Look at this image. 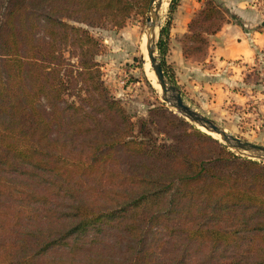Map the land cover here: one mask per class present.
Listing matches in <instances>:
<instances>
[{
	"label": "trees",
	"instance_id": "1",
	"mask_svg": "<svg viewBox=\"0 0 264 264\" xmlns=\"http://www.w3.org/2000/svg\"><path fill=\"white\" fill-rule=\"evenodd\" d=\"M30 1L41 9L11 0L7 20L15 13L20 21L0 24V264H240L231 252L243 233L264 234V162L230 151L176 114L159 115L198 138L145 142L150 120L135 130L103 83L95 59L100 42L67 21L89 25L114 2L102 17L122 26L128 5L138 2L145 14L149 0ZM202 14L215 18L212 0H204ZM32 17L43 25L37 38L27 24ZM194 20L182 41L185 57ZM169 25L157 44L163 70ZM120 149L119 170L110 163ZM162 230L171 250L158 258L147 238ZM102 233L112 242L91 250ZM197 248L199 261L189 256ZM225 251V262L212 260Z\"/></svg>",
	"mask_w": 264,
	"mask_h": 264
},
{
	"label": "rangeland",
	"instance_id": "2",
	"mask_svg": "<svg viewBox=\"0 0 264 264\" xmlns=\"http://www.w3.org/2000/svg\"><path fill=\"white\" fill-rule=\"evenodd\" d=\"M171 1L168 0L167 5L161 10L157 19L155 53L160 61L162 55L159 53L157 44L161 28L167 23L170 24L172 20ZM235 1L226 3V0H212L213 5L217 8L215 18H208L205 14L198 16L196 15L197 12L192 17L195 20L190 25L189 38L185 39V50L193 74L189 81H193V86L185 84L187 76L177 79L171 63L167 62L165 56L166 73L165 70L163 71L167 81L177 86L183 100L189 106L210 118L224 128L227 133L238 136L242 140L264 146V0H245L256 6L249 10V17L252 20L246 22L243 26V29L248 31L249 34L239 39L240 43L236 44L240 47V54L236 52L231 54V57L224 55L218 57L210 50L211 34L201 31L203 28L207 29L220 23L221 26L227 22L242 25L238 17L233 14L234 11L229 10V7ZM178 2L179 0L175 2V7ZM25 3L36 10L42 7V4L40 5L37 1L27 2L25 0ZM10 4L11 0H0V24L8 21L7 12ZM114 6V2L104 6L101 16H96L93 23L89 25L71 20L67 21L75 26L86 28L100 42V51L95 59L99 64L103 83L109 94L119 101L125 112L130 116L135 125V130L138 129L141 120H150L146 129H144L147 133L143 138L148 144L169 143L171 136L176 135H180L182 137L181 141L185 144L193 142L198 137L187 138L183 135L181 128L172 125L168 121L170 120L168 116L159 115L176 114L200 132L209 134L226 146L220 137H214L211 132L191 122L161 98L160 86H158L156 78L155 81L152 79L155 74L150 62L148 64L145 62L143 50V37L145 36L149 15L150 0L145 14L139 12L138 2L128 5V8H125L127 15L122 26H116L110 18L102 17V15H109ZM120 12H123V8ZM220 18L224 19V22H221ZM17 21H20V15L14 13L11 21L8 22L14 26ZM28 23H32L31 33L36 38L39 37L43 28L40 19L32 17V19L27 20ZM199 33L205 42L201 37H194ZM190 35H193V37H190ZM181 41H183V38ZM65 56H68L67 52H65ZM211 56L213 58H210ZM71 61L75 62V58H72ZM159 107L164 110H156ZM199 147L200 143L197 144V148ZM226 147L238 155L262 161V159L247 152H240L228 146ZM120 151L122 149L114 155L110 163L119 170L122 169L121 165L124 159V153ZM117 182L118 179H112L111 185L117 188ZM84 191L86 195L92 193L90 188ZM92 235L89 231L83 235V238L89 240ZM243 235L245 238L237 248H232L233 252L231 253H234L240 259L238 260L240 264L264 263V234L250 230L244 232ZM98 238L100 239L99 242L93 243L94 245L90 244L94 248L91 250H99L103 244L106 247L109 242H112V239L104 236V233L100 234ZM166 238L168 236H165L163 230L157 234H154L153 231L148 232L147 241L157 252L156 256L158 258L164 257V252L171 250L170 244L163 245L162 243ZM194 243V241H191L188 247L193 248ZM200 249L197 248L195 253L189 256L198 261L202 260ZM154 250L151 252V256H155ZM161 250L164 252L162 253ZM228 254H230L228 251L219 252L218 255L213 256L212 260L217 259L225 262Z\"/></svg>",
	"mask_w": 264,
	"mask_h": 264
},
{
	"label": "crops",
	"instance_id": "3",
	"mask_svg": "<svg viewBox=\"0 0 264 264\" xmlns=\"http://www.w3.org/2000/svg\"><path fill=\"white\" fill-rule=\"evenodd\" d=\"M203 1L204 0H179L175 9L172 11V20L168 27V45L165 59L168 63H171L177 79L185 78L187 76V80L185 82L187 86H193V81H189V79L191 80L193 74L187 58L182 53L181 40L187 32L188 22L201 8ZM232 1L233 0H226V3H232ZM255 6V4H249L245 0H242L241 2L240 0H236L235 3L229 7V10H233V14L242 22V25L227 22L223 24L218 31L211 34V52L218 57H221L222 55L231 57L230 55L236 52L240 54V47L236 44L240 43L238 41L239 39L249 34L248 31L243 29V26H245L246 22L252 20V18L249 17V10ZM210 58L213 57L211 56Z\"/></svg>",
	"mask_w": 264,
	"mask_h": 264
},
{
	"label": "water",
	"instance_id": "4",
	"mask_svg": "<svg viewBox=\"0 0 264 264\" xmlns=\"http://www.w3.org/2000/svg\"><path fill=\"white\" fill-rule=\"evenodd\" d=\"M154 0H150L149 15L147 18V25L145 33H151L152 41L147 44V54L150 65L154 71L155 78L161 89V98L168 103L171 107L175 108L185 118L198 126H203L206 130L216 133L220 136V139L226 144V146L233 148L240 152H247L252 156L258 157L264 161V146L251 143L246 140H242L240 137L227 133L224 128L212 121L210 118L196 111L189 106L182 98L176 85L171 84L165 78L164 71L162 69L161 61L155 53V27H157L158 9L161 5V1L157 6L152 8ZM151 23L149 21L151 20Z\"/></svg>",
	"mask_w": 264,
	"mask_h": 264
},
{
	"label": "bare ground",
	"instance_id": "5",
	"mask_svg": "<svg viewBox=\"0 0 264 264\" xmlns=\"http://www.w3.org/2000/svg\"><path fill=\"white\" fill-rule=\"evenodd\" d=\"M161 1V5H160V7H159V9H158V12H157V14L158 15H160V13H161V10H163L164 8H165V6L167 5V2H168V0H154V2H153V4H152V8L154 9V7H156L157 6V4H158V2H160ZM156 5V6H155ZM151 21H152V18H151V20L149 21V23H151ZM156 24H157V22H156ZM155 33H156V27H155ZM146 40V41H145ZM150 40L152 41V36H151V33H145V36L143 37V50H144V57H145V62L148 64L149 63V58H148V54H146L147 53V44H149V42H150ZM149 41V42H148ZM146 49V50H145ZM152 70V69H151ZM154 81H155V76H153V78H152ZM151 79V80H152ZM153 82V81H152ZM154 85H155V83H153ZM157 85V84H156ZM158 86H159V84H158ZM157 87V86H156ZM201 127H203V126H201ZM204 128V127H203ZM205 129V128H204ZM206 130V129H205ZM208 131V130H207ZM206 131V132H207ZM210 132V131H209ZM211 134L214 136V137H217V138H219L220 136L218 135V134H216V133H213V132H211Z\"/></svg>",
	"mask_w": 264,
	"mask_h": 264
}]
</instances>
